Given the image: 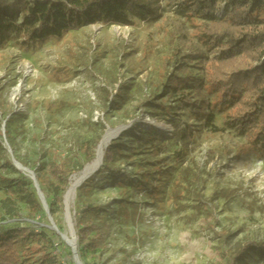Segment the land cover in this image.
I'll list each match as a JSON object with an SVG mask.
<instances>
[{
  "label": "rangeland",
  "instance_id": "rangeland-1",
  "mask_svg": "<svg viewBox=\"0 0 264 264\" xmlns=\"http://www.w3.org/2000/svg\"><path fill=\"white\" fill-rule=\"evenodd\" d=\"M159 3L156 17H130L132 24L119 25V34L112 29L118 24L85 23L60 42L22 47L9 40L0 47V176L22 173L11 163L8 143L15 159L38 168L60 231L68 235L48 164L62 159L69 168L84 167L90 163L84 143L97 146L107 127L124 128L110 140L117 144L113 161L102 162L70 202L75 235L74 215L79 224H95L91 235L100 236L94 250L76 240L83 264H226L225 256L244 242H264V149L225 125L227 108L213 87L205 86L200 99L193 85L189 100L166 87L185 66L190 76H202L194 59L177 58L190 52L176 31L199 40L202 21L179 14L168 0ZM225 10L221 3L214 16L223 18ZM202 52L213 54L208 46ZM147 118L169 125L171 134L146 129ZM6 185L0 179V230L27 223L58 235L15 196L18 216L10 218ZM33 260L38 256L31 254L25 264ZM234 264H264V245Z\"/></svg>",
  "mask_w": 264,
  "mask_h": 264
},
{
  "label": "trees",
  "instance_id": "trees-1",
  "mask_svg": "<svg viewBox=\"0 0 264 264\" xmlns=\"http://www.w3.org/2000/svg\"><path fill=\"white\" fill-rule=\"evenodd\" d=\"M159 1L0 0V47L9 40H15L22 47L30 42L39 44L46 39L60 42L71 29L79 28L85 23L131 25L130 17L140 20L156 17L161 7ZM168 1L176 6L179 14L202 21L199 40L188 36L180 28L176 30L180 46L190 53L194 52V58L190 57V53H182L177 58L194 59L198 66L194 65L201 70L202 76L195 78L190 76V67H179L182 74H172L168 77L166 87L171 89V92H179L185 100H189L193 95L189 90L193 85L196 86L193 93L200 99L204 96L202 89L205 86L213 87L220 96L221 103L227 108L225 125L239 134L247 135L251 144L264 149V18L258 14V10H264V0ZM221 3L226 7L225 15L223 18H216L214 13ZM206 46L213 51L211 57L202 52ZM185 63L186 61L181 62ZM207 118L212 120V114H208ZM214 129L219 130L217 127ZM5 135L9 137L7 130ZM96 142L93 146L89 147L88 143H84L81 147L87 162L94 159ZM116 145V141H110L105 147L102 158L104 165L113 161ZM19 162L25 165L24 162ZM82 168V165L69 168L62 159L48 164L50 188L61 215L64 213V192L70 183V177ZM35 173L45 196L49 215L52 217L55 210L53 203L49 202V192L42 188L43 181L38 174V168ZM0 179L6 182L11 195L9 201L13 211L9 213L10 218L18 216L15 210L16 202L12 198L15 196L18 201H25L32 213H39L47 224L45 211L27 176L18 172L17 176H0ZM141 181L145 182L142 179ZM74 218L80 248L96 249L100 236L97 233L96 237H92L91 233L98 227L93 223L79 224L76 215ZM55 223L63 230L58 222ZM219 237L223 242L225 234H220ZM29 240L32 242L27 243ZM55 243L57 245H54ZM263 245L264 242H244L232 255L225 256L226 264H234L248 249ZM31 254L38 256V261L33 260L32 264L72 262L67 244L61 241L58 235L49 236L44 230L37 231L27 223L0 230V264H25Z\"/></svg>",
  "mask_w": 264,
  "mask_h": 264
},
{
  "label": "bare ground",
  "instance_id": "bare-ground-1",
  "mask_svg": "<svg viewBox=\"0 0 264 264\" xmlns=\"http://www.w3.org/2000/svg\"><path fill=\"white\" fill-rule=\"evenodd\" d=\"M124 28L122 26L119 25H114L112 27L113 31L116 32V34L120 33V30ZM145 124H146V129H154L159 135L162 136H169L171 134L172 128L169 125H166L162 122H157L153 119L147 118L145 120ZM124 128L122 126H116V127H107L100 139L99 142L95 148V156L94 159L90 162L87 163L82 171H80L79 173L73 174L70 180V184L65 192L64 195V201H65V205L67 206V208H69L70 206V202L71 199L73 197V194L76 190V188L82 183L84 182L92 173L95 172V169L97 167H99L102 163V158H103V153H104V149L107 146V144L109 143V141L112 138H115L116 136H118L121 131ZM19 170H22L19 167H16ZM24 171V170H23Z\"/></svg>",
  "mask_w": 264,
  "mask_h": 264
},
{
  "label": "water",
  "instance_id": "water-1",
  "mask_svg": "<svg viewBox=\"0 0 264 264\" xmlns=\"http://www.w3.org/2000/svg\"><path fill=\"white\" fill-rule=\"evenodd\" d=\"M6 144H7L8 153L10 154V157H11L12 165L15 168L16 167L21 168L22 169L21 170L22 173L31 180L32 185H33V187L35 189V192H36V194H37V196L39 198V201H40V203L42 205V208L44 209V211L46 213V216H47V219L50 222V227L53 228L57 232V234L59 235L61 240L63 242H65L67 244V246H69L70 252H71L72 263L73 264H83L81 259H80V257H79L78 251H77V242H76L77 238H76L75 232L73 231V229L71 227L72 225H71V222H70L69 208H67V206L65 205L64 199H63V205H64L63 209H64V217L66 219L67 226H68V235L65 232L60 231L59 229H57V227L54 224L51 216L49 215V209H48V206H47V202H46L44 194L42 193V191H41V189L39 187L36 173L33 170H31L30 168H28L27 166L23 165L17 159H15L13 154H12V151H11L10 147L8 146V143H6ZM98 168L99 167H97L95 170H98Z\"/></svg>",
  "mask_w": 264,
  "mask_h": 264
}]
</instances>
